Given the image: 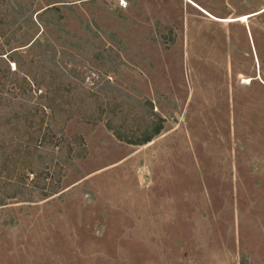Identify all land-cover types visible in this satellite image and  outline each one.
Returning a JSON list of instances; mask_svg holds the SVG:
<instances>
[{"label":"rangeland","instance_id":"1","mask_svg":"<svg viewBox=\"0 0 264 264\" xmlns=\"http://www.w3.org/2000/svg\"><path fill=\"white\" fill-rule=\"evenodd\" d=\"M0 25V264H264V0H0ZM148 103L161 135L119 141Z\"/></svg>","mask_w":264,"mask_h":264},{"label":"trees","instance_id":"2","mask_svg":"<svg viewBox=\"0 0 264 264\" xmlns=\"http://www.w3.org/2000/svg\"><path fill=\"white\" fill-rule=\"evenodd\" d=\"M5 1V0H3ZM27 10V8L24 6V3L22 1H15V5H13L12 7H10V10L8 11L9 14H16V17H12V23H10L12 26L18 25V20L20 18H23L24 15L22 13V11ZM50 10V13H57V10L54 8L48 9ZM40 19H42L41 15H37ZM24 22L27 23H33L32 17H28L27 15H25L24 18ZM0 28H2V26L0 25ZM26 37H30V35H26ZM32 41L34 40V38L31 39ZM35 41L32 43V46L35 45ZM40 44V43H38ZM28 45V44H27ZM17 63V62H16ZM7 100V99H5ZM8 101V100H7ZM151 111L154 113V107L152 103H148ZM29 107V106H28ZM31 108V107H29ZM50 110L53 109V107H49ZM155 114V113H154ZM156 117L155 120H152L150 125L147 128H143L141 129V131L137 132L138 134H125L123 133L121 130H119L113 123L112 121L109 122L108 121V128L110 131L113 132L114 136L122 142H125L129 145H133V146H145L148 145L149 143H151L156 137L160 136L161 133L164 130V124H165V119H163L162 117H160L159 115L155 114L154 115ZM49 120H52V118H50ZM32 137L27 138L31 140ZM37 138V137H36ZM39 138V137H38ZM39 150H35V153H38ZM7 160V159H6ZM5 160V162H6ZM68 157L65 158V160L63 161V165L60 169H58V173L56 174V176H58V181H61V176H63V172L65 168H69L71 166V163H68ZM34 171V169H32ZM31 172L32 174L34 172ZM36 172V171H35ZM28 187H26V185L21 186L20 185H16V190L14 191V193L12 194H7L5 197L6 199H15L17 197H19L20 199H22L25 202H29L32 199L33 193L31 191H29L27 189ZM57 192L54 191L53 189H49L46 193H41L39 195H44L47 197H51L52 195L56 194ZM3 201H1L2 203ZM6 205V204H3Z\"/></svg>","mask_w":264,"mask_h":264},{"label":"bare ground","instance_id":"3","mask_svg":"<svg viewBox=\"0 0 264 264\" xmlns=\"http://www.w3.org/2000/svg\"><path fill=\"white\" fill-rule=\"evenodd\" d=\"M247 20V17L245 16V17H243V18H241V19H238V20H227V22H236V21H246Z\"/></svg>","mask_w":264,"mask_h":264},{"label":"built area","instance_id":"4","mask_svg":"<svg viewBox=\"0 0 264 264\" xmlns=\"http://www.w3.org/2000/svg\"><path fill=\"white\" fill-rule=\"evenodd\" d=\"M121 4H123V5H124V1H121Z\"/></svg>","mask_w":264,"mask_h":264}]
</instances>
